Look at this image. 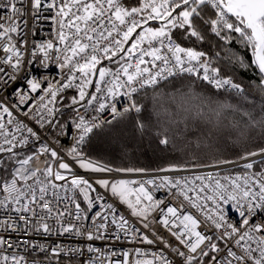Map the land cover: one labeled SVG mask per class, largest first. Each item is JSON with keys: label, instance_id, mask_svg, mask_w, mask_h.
Instances as JSON below:
<instances>
[{"label": "snow or ice", "instance_id": "snow-or-ice-1", "mask_svg": "<svg viewBox=\"0 0 264 264\" xmlns=\"http://www.w3.org/2000/svg\"><path fill=\"white\" fill-rule=\"evenodd\" d=\"M0 13V264H264V0Z\"/></svg>", "mask_w": 264, "mask_h": 264}, {"label": "trees", "instance_id": "trees-1", "mask_svg": "<svg viewBox=\"0 0 264 264\" xmlns=\"http://www.w3.org/2000/svg\"><path fill=\"white\" fill-rule=\"evenodd\" d=\"M236 50L240 53V55L244 56L245 59H250V53H246V50L243 49L241 46L236 45ZM235 79L237 80V82L243 81L244 84L246 85H253V87L250 89L252 95L254 97H256L257 102H259V98H260V93L259 91L254 87V85L256 83H258V75L255 74V70H247L244 68H240V67H236L235 70ZM210 87V86H209ZM73 94L68 93V95ZM219 99H225L228 98V94H225L222 97H218ZM149 106H151L149 104ZM102 149H105L104 145L98 144L96 145V151L92 152V155L96 158H102L104 160H109L111 159V156L106 154V151H102ZM130 151V150H129ZM138 159L134 160V163H137L138 166H144V165H149L151 164L152 166H155V163H157L156 158L153 157L151 155V153H149V155L147 157L140 155L139 153H137ZM125 162H127V158H125ZM117 163H120V161L118 160Z\"/></svg>", "mask_w": 264, "mask_h": 264}, {"label": "built area", "instance_id": "built-area-1", "mask_svg": "<svg viewBox=\"0 0 264 264\" xmlns=\"http://www.w3.org/2000/svg\"><path fill=\"white\" fill-rule=\"evenodd\" d=\"M29 24L30 25L32 24L31 20H29ZM35 27L38 30L35 35H32V32L29 31L28 35L24 37L29 41V46H31L33 42L39 43L51 38V26L49 22L41 21ZM28 71L30 76L34 75L41 79H43L44 77H48L50 80L55 81L60 77L59 69L56 67L54 62H50L49 67L44 68L39 64V60H36L32 64L28 65ZM125 246L127 247L129 245H125Z\"/></svg>", "mask_w": 264, "mask_h": 264}]
</instances>
